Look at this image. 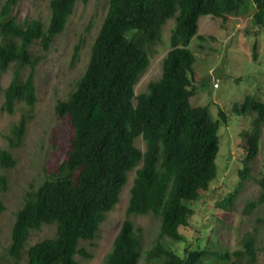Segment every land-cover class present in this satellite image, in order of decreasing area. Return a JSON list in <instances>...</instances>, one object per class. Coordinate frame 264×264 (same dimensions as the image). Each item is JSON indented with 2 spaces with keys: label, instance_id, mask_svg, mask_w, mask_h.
<instances>
[{
  "label": "trees",
  "instance_id": "trees-1",
  "mask_svg": "<svg viewBox=\"0 0 264 264\" xmlns=\"http://www.w3.org/2000/svg\"><path fill=\"white\" fill-rule=\"evenodd\" d=\"M79 0H52L48 27L41 21L19 23L14 15L19 0H6L0 12V72L15 64L14 78L4 91L6 109L13 113L18 101L33 107L36 97V57L32 46L45 51L62 34ZM246 0H109V11L95 41L89 65L67 101L56 111L68 116L74 137L56 173L36 191L28 194L17 212L9 256L19 260L32 231L56 225L53 238L28 250L26 264H80L93 257L88 244L99 238L107 214L121 201L128 175L136 169L130 190L127 216L153 214L161 226L155 245L146 252L134 223L126 219L104 264H247L257 260L253 237L243 249L230 253L219 242L186 250L179 255L165 238L184 240L182 228L195 215L194 205L217 178L220 152L219 129L228 118L220 110L214 120L208 106H193L198 89L193 86L196 58L190 45L198 36L199 21L211 16L226 20L243 10ZM255 27L264 30V0H251ZM175 20L171 47L163 61L162 77L137 95L135 87L151 64V55L162 40V28ZM78 52L76 53V55ZM30 67L24 78L23 71ZM206 82L204 83V86ZM1 92V87H0ZM237 115L256 113L250 131H244L247 156L242 180L251 177L250 163L260 151L264 103L248 95L233 107ZM27 121L12 128L11 144L18 146ZM142 138L146 151L136 146ZM4 168L16 165L12 155L0 150ZM263 189L258 201L249 202L245 213L264 204V178L255 180ZM1 182H5L1 179ZM240 187V186H239ZM238 190L217 203L233 209ZM3 206L0 203V212Z\"/></svg>",
  "mask_w": 264,
  "mask_h": 264
},
{
  "label": "rangeland",
  "instance_id": "rangeland-1",
  "mask_svg": "<svg viewBox=\"0 0 264 264\" xmlns=\"http://www.w3.org/2000/svg\"><path fill=\"white\" fill-rule=\"evenodd\" d=\"M51 1L19 0L14 15L19 23L38 20L48 27ZM5 2L0 0V12ZM108 11L109 0H79L64 32L55 38L48 51L40 44L32 46L33 54L42 57L36 68L37 101L33 107L25 101H18L13 113L8 112L4 91L14 78L16 66L12 64L8 70L0 72V150L8 151L16 162L9 169L0 163V203L3 206L0 212V264H26L28 250L32 246L56 235V225H45L31 232L19 260L9 256L17 212L24 205L28 194L36 191L57 172L70 149L74 129L68 116L60 117L56 108L59 102L69 99L85 74L93 45ZM253 14L254 6L251 0H246L243 10L228 16L226 20L202 17L198 36L204 37V40L195 37L189 47L196 58L192 76L193 86L198 92L192 99L193 106L210 107L213 119L220 121L219 112L222 110L228 122H221L219 129L217 178L194 205L195 215L189 226L181 230L184 240H163L166 246H171L182 256L188 249L204 248L216 242L232 253L243 249V242L253 237L257 248L255 264H264V204L245 213L247 204L258 201L263 192L255 180L264 178V125L260 151L249 165L251 177L242 180L239 173L244 169L243 160L247 156L242 133L252 129L257 114L253 112L240 116L233 110L234 105H241L248 95L264 103V30L259 31L255 27ZM174 27V19L168 20L163 26L162 40L151 55V64L135 87L137 95L147 92L150 83L162 77L163 61L172 49ZM29 73L30 67L25 68L24 78ZM215 84L219 85L218 88L214 87ZM22 119L27 121L23 140L18 146H12V128ZM136 146L146 151V144L141 137L136 139ZM135 176L136 169L128 175L120 203L107 214L99 238L93 245H87L93 257L81 258L80 264H104L127 218L134 223L144 252L155 245L160 232V218L153 214L127 216L126 213ZM1 179L5 182H1ZM235 190H238V195L233 209L225 211L219 208L217 203ZM144 258L145 254L139 264H144ZM239 264H247L246 259H242Z\"/></svg>",
  "mask_w": 264,
  "mask_h": 264
},
{
  "label": "clouds",
  "instance_id": "clouds-1",
  "mask_svg": "<svg viewBox=\"0 0 264 264\" xmlns=\"http://www.w3.org/2000/svg\"><path fill=\"white\" fill-rule=\"evenodd\" d=\"M216 85H218V84H215V86H214V87H215V88H218V87H216ZM218 86H219V85H218Z\"/></svg>",
  "mask_w": 264,
  "mask_h": 264
},
{
  "label": "built area",
  "instance_id": "built-area-1",
  "mask_svg": "<svg viewBox=\"0 0 264 264\" xmlns=\"http://www.w3.org/2000/svg\"><path fill=\"white\" fill-rule=\"evenodd\" d=\"M216 87H218V85H216Z\"/></svg>",
  "mask_w": 264,
  "mask_h": 264
}]
</instances>
